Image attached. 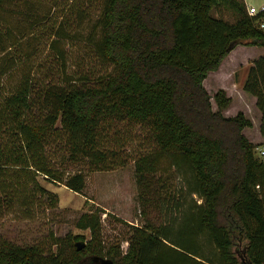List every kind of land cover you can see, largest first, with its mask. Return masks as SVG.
<instances>
[{"label": "trees", "instance_id": "16d2710c", "mask_svg": "<svg viewBox=\"0 0 264 264\" xmlns=\"http://www.w3.org/2000/svg\"><path fill=\"white\" fill-rule=\"evenodd\" d=\"M92 1L0 0V207L29 211L43 199L56 206V194L38 175L81 192L84 169L124 165L127 158L118 155L124 144L107 145L103 134L119 123L150 136L148 151L131 157L138 181L165 161L163 169L183 174L181 188L161 202V223L129 225L125 248L121 240L104 243L95 208L75 219L90 232L82 248L70 233L47 243L1 240L0 264H94L92 255L120 264H243L242 258L264 264V160L242 132L252 120L242 110L224 114L230 95L223 87L211 95L203 82L238 43L264 45V10L248 14L245 0H102L92 41L95 54L112 65L109 72L93 78L66 72L41 93L28 70L2 88L11 69L44 49L41 32L65 60V29L74 15L88 16ZM242 88L255 96L264 136V54L250 61ZM53 140L62 143L59 163ZM79 160L86 168L67 172L62 164Z\"/></svg>", "mask_w": 264, "mask_h": 264}, {"label": "rangeland", "instance_id": "374dc122", "mask_svg": "<svg viewBox=\"0 0 264 264\" xmlns=\"http://www.w3.org/2000/svg\"><path fill=\"white\" fill-rule=\"evenodd\" d=\"M101 3L102 0L88 3V16L81 19L74 15L70 21L62 42L66 51L65 60L55 57L53 48H49L45 43L48 35L41 32V48L45 44L44 49L35 60L31 59L11 69L3 78L2 88L10 87L18 81L21 73L28 70L37 74V80H33L36 86L43 88L41 93L45 88H53L62 83L66 72L74 78H93L109 72L112 65L95 54V43L92 41L94 35L98 34ZM256 7L259 8V5ZM261 54H264V45L238 43L227 52L217 69L208 71L203 81L211 95L219 87H223L230 95L231 102L223 109L224 114L233 115L242 110L251 118L252 125L245 126L242 132L257 144L256 146L264 145V136L258 128L261 111L255 103V96L243 91L242 83L247 65L252 58ZM90 81L87 80L85 84ZM212 107L216 109L213 98ZM103 134L105 139L107 138V145L114 147L116 143L124 144L118 155L126 157V163L110 169H84L86 181L81 192L74 191L59 181L38 175V182L56 194V206H51L47 199L36 202L29 211L25 208L19 209L17 204L11 207L1 206L0 241L10 240L26 244L44 240L47 243L51 235L64 236L70 233L76 234L74 241L81 239L87 242L90 238L89 230L78 228L75 219L81 212L95 208L101 213L100 236L104 243L121 240L122 248L126 247L124 238L128 235L130 224L161 223L164 218L161 202L165 203L168 195L173 196L180 190L183 174L174 169H163L166 164L164 161L158 170L146 171L144 178L138 181L135 163L131 157L148 151L151 146L149 133L138 126L119 123L117 129L109 130L106 125ZM59 144L62 143L53 140V150L50 149L53 160L58 163L63 159ZM62 164L67 167V172L75 168H86L84 160Z\"/></svg>", "mask_w": 264, "mask_h": 264}, {"label": "water", "instance_id": "95a60500", "mask_svg": "<svg viewBox=\"0 0 264 264\" xmlns=\"http://www.w3.org/2000/svg\"><path fill=\"white\" fill-rule=\"evenodd\" d=\"M86 242L84 240H76L75 241V247L76 249L82 248ZM91 261L94 264H120L115 261H113L111 258L101 255H93L91 256ZM243 264H252L250 261H246L245 258H242Z\"/></svg>", "mask_w": 264, "mask_h": 264}, {"label": "built area", "instance_id": "2783aa9c", "mask_svg": "<svg viewBox=\"0 0 264 264\" xmlns=\"http://www.w3.org/2000/svg\"><path fill=\"white\" fill-rule=\"evenodd\" d=\"M264 10V6L257 8L255 6L252 5H247V12L250 15H255L258 14L260 11ZM260 26L264 27V21L262 20L260 22ZM256 154L262 159L264 160V145H258L256 146Z\"/></svg>", "mask_w": 264, "mask_h": 264}, {"label": "crops", "instance_id": "0c3cea01", "mask_svg": "<svg viewBox=\"0 0 264 264\" xmlns=\"http://www.w3.org/2000/svg\"><path fill=\"white\" fill-rule=\"evenodd\" d=\"M245 2H246V5H252V6H258L259 5V8L260 7H262V6H264V0H245ZM258 8V7H257ZM250 58H252V57H250ZM253 59V58H252ZM251 59V60H252ZM250 64V63H249ZM249 64L247 65V68H248V66H249ZM247 73V72H246ZM246 76V75H245ZM244 80V79H243ZM243 91H245L244 89H243ZM245 93H249V92H247V91H245ZM251 96H253L252 94H250ZM254 100V99H253ZM259 124H260V121L258 120V126H259ZM259 128V127H258Z\"/></svg>", "mask_w": 264, "mask_h": 264}]
</instances>
